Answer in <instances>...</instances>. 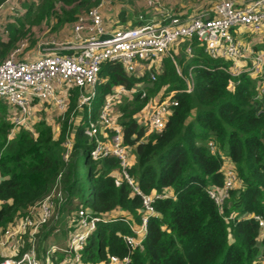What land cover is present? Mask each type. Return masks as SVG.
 <instances>
[{"label": "trees", "instance_id": "16d2710c", "mask_svg": "<svg viewBox=\"0 0 264 264\" xmlns=\"http://www.w3.org/2000/svg\"><path fill=\"white\" fill-rule=\"evenodd\" d=\"M4 1L0 0V5ZM188 1H182L184 6L179 1L166 5L163 12L146 2L149 10L135 18L123 8V4H134V0H112V5L122 7L112 13L108 25L135 27L149 22L154 14L158 16L155 20L166 13L184 18L212 7L208 1ZM98 3L99 0H30L24 4L21 16L8 17L3 24L0 60L21 43L27 46L20 58L34 49V26L50 27L56 39L69 36L76 18ZM259 39V35L253 38L260 51L264 49V39ZM187 45L192 48L191 57L185 52ZM171 52L180 75L169 56L162 58L163 70L153 82L146 75L138 77L128 72L119 61H105L89 105H78L81 90L74 87L69 92L66 111L55 116V125L41 117L42 105L29 127H17L9 138L13 108L0 98V228L27 214L57 183L63 200L56 203V216L39 231L37 240H41L43 252L57 231L69 234L73 228L71 217L81 207L97 215L115 214L110 220L97 222L88 236L82 251L86 264H105L108 254L128 252L131 264H261L263 230L252 217L264 216V112L263 100L257 97L261 78L248 74L232 77L220 68L228 66V62L210 58L196 38L178 43ZM190 68L193 90L176 93L178 105L164 127L146 134L141 121L144 109L155 99L184 89V77ZM119 85L146 92L141 97L139 90L115 113L123 143L130 152L127 171L142 191L168 194L154 202L155 213L148 218L142 247L130 251L123 239L124 234L131 233L125 218L139 222L144 212L141 198L122 178L117 157H90L94 140L84 133L88 118L97 117L105 97ZM67 136L73 144L65 159ZM229 166L238 180L217 205L207 188L221 186ZM116 177L121 179L119 184L115 183ZM28 245L25 240L19 251ZM4 257L0 249V261ZM63 257L61 253L53 254V264L61 263Z\"/></svg>", "mask_w": 264, "mask_h": 264}, {"label": "built area", "instance_id": "2783aa9c", "mask_svg": "<svg viewBox=\"0 0 264 264\" xmlns=\"http://www.w3.org/2000/svg\"><path fill=\"white\" fill-rule=\"evenodd\" d=\"M30 0H5L0 5V36L3 24L8 17H19L24 11L23 4ZM111 0H99L97 6L79 15L71 25L70 35L62 39H53V49L38 52L27 59L19 54L24 53L25 43L11 50L0 60V98L13 108L12 125L8 138L19 126L29 127L35 117V111L46 105L57 109L63 114L68 106L69 92L77 87L81 90L78 105L90 104L95 94V84L98 81L100 66L105 61H119L128 72L136 76L146 75L148 81L156 80L163 70V57L169 56L175 63L176 71L180 70L171 52L173 46L191 38H196L202 45L203 51L212 59H222L228 66H220L232 77L248 74L260 77L261 85L258 96L263 100L261 111L264 112V49H256L255 36L264 39V0H219L209 9L180 18L178 15L166 13L161 19H153L135 27L112 28L106 25L104 12ZM209 10V11H208ZM210 12L214 16H210ZM255 35L252 39L250 36ZM63 52V53H61ZM177 52V51H176ZM186 54L192 56V48L187 45ZM185 88L171 91L163 99H155L148 105L142 115L146 134L161 130L178 100L174 95L178 92L190 93L193 90L191 68L184 77ZM142 86V85H141ZM141 90V97L146 92L142 88H126L115 86L103 102L97 117L88 118L84 133L94 140L89 155L97 160L113 155L117 157L122 178L125 179L140 196L144 212L139 222L129 218L131 233L124 234L123 239L129 251L142 247L150 215L155 213L156 199L167 196V193L144 192L135 185L127 167L130 152L123 143L122 128L116 120L117 108ZM102 136H99V131ZM71 132V131H70ZM72 139L67 136L64 140V158H68ZM212 150L213 142H209ZM238 177L233 167L224 170V181L221 186L207 188L209 195L217 205H220L234 187ZM121 179L115 178L119 184ZM63 200L61 188L56 183L53 188L40 200L36 201L27 214L16 219L10 226L0 228V249L7 255L0 264H53V254H64L59 264H86L82 261V251L90 233L99 221L110 220L115 214L97 215L87 209L78 208L71 222L69 232L63 245L51 244L43 252L41 240H37L39 231L51 218L56 216V203ZM263 230L264 216L253 214ZM29 243L22 252L19 247L24 244V238ZM264 264V255L260 258ZM105 264H131L129 252L124 255L108 254Z\"/></svg>", "mask_w": 264, "mask_h": 264}, {"label": "rangeland", "instance_id": "374dc122", "mask_svg": "<svg viewBox=\"0 0 264 264\" xmlns=\"http://www.w3.org/2000/svg\"><path fill=\"white\" fill-rule=\"evenodd\" d=\"M162 1H164V3ZM162 1L161 0H134V4H129L126 2L125 4H123V8L127 12L131 13L135 18L136 17L140 18L141 14L144 11L146 12L147 10H149V8L147 9V6H146L147 3L146 2H149L150 5H153V7L155 8L156 11L163 12L166 10V7H165L166 5H168V6L170 4L172 5L176 1H179L180 3H182L183 0H162ZM190 1H192V0H190ZM190 1H188V2H190ZM203 1H206V2L208 1V3L211 4L212 6H213V3H210L211 1L214 2V4L215 3L217 4L219 2V0H203ZM28 2H25L24 4H26ZM24 4H23V6H24ZM181 5L184 6L186 4L182 3ZM121 7L122 6L118 5V3L117 4L115 3L113 5H112V3H110L109 5L106 6L105 10H107V12H106V15L104 17L106 25L111 24L112 20L110 18H111L112 13H114V14L117 13V11H119V9H121ZM198 8H199V6H198ZM156 17H158V16L154 14V16H152V19L150 21H152L153 19H156ZM114 28H120V27H114ZM32 31L34 32L37 43H36L35 47H33L34 49L31 48L25 53L27 56V59L30 58L31 56L32 57L35 56V54L38 52L53 49L54 45L51 42L53 39H56V38H54L56 33L55 34L52 33L50 31V27H47L44 24H42L41 26L32 27ZM43 109L44 110H42L41 113L42 114L44 113V116L41 115V117H45L46 119H48L50 121V124L55 125V123H54L55 122L54 121L55 116L60 115V111L55 109L54 112H48V111L54 110V109L53 108L51 109L47 105ZM37 113L38 112H36V114ZM67 237H68V233H67V235H64V233L61 230L57 231L54 238L49 241V245L54 244V243L58 244V245H63L66 242ZM5 255H7V254H5Z\"/></svg>", "mask_w": 264, "mask_h": 264}]
</instances>
